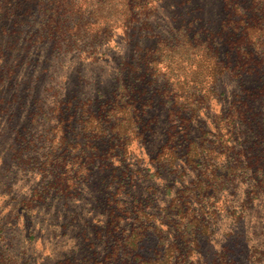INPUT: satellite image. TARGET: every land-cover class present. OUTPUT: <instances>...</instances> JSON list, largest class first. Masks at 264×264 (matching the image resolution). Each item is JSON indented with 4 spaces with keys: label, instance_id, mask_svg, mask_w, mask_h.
Wrapping results in <instances>:
<instances>
[{
    "label": "rangeland",
    "instance_id": "rangeland-1",
    "mask_svg": "<svg viewBox=\"0 0 264 264\" xmlns=\"http://www.w3.org/2000/svg\"><path fill=\"white\" fill-rule=\"evenodd\" d=\"M39 1L0 0V264H105L130 235L158 263L264 264V65H236L251 36L264 40V0H153L105 40L61 48ZM194 33L212 37L215 58L208 48L204 58L215 72L197 60L159 63L161 41ZM184 66L197 100L182 95ZM121 79L145 111L124 161L115 123L96 118L125 104ZM194 140L198 167L184 155ZM214 172L222 178L202 192Z\"/></svg>",
    "mask_w": 264,
    "mask_h": 264
},
{
    "label": "trees",
    "instance_id": "trees-1",
    "mask_svg": "<svg viewBox=\"0 0 264 264\" xmlns=\"http://www.w3.org/2000/svg\"><path fill=\"white\" fill-rule=\"evenodd\" d=\"M152 1L153 0H40L39 7L40 10H45L44 12H47V14H51V19L48 25L50 27L57 28L55 33L56 35H58V46L61 48L62 46L70 47L71 39L76 41L77 39L87 37L89 41L93 39L95 41L105 40L108 37V33L110 31L109 28L121 25L119 23L121 22L119 19L122 18L124 20L123 22H121L122 24L126 22H135V20H138L135 10H141L142 6L145 7L147 6V4L153 3ZM118 7L122 10L125 8V11L124 13H120L118 17L115 18L113 15V10H116ZM146 10H150V8H147ZM66 13H69L71 17L73 15H75L76 17L75 23L72 27L67 25L60 26L58 24L60 20L56 18L54 19L56 15H65ZM50 32L52 33V28L50 29ZM198 35L200 34L194 33L192 37L186 35L187 42H179L170 47L165 43V40L161 41V45L165 46V50H160V55L162 52V56L167 57L162 59L159 63H162L163 60L166 62L165 59L170 60L171 57H176L178 59V63L180 64L181 62V65L185 61L190 62V60H197L198 62H203V68L213 69V72H215V69L219 68V66H216L215 61L214 64H210L209 61L204 58V48H208V54L209 56H212L211 48L213 46V39L211 41L212 37L210 36L197 37ZM249 43L254 44V48H252L251 51H246L245 55H239L236 65L238 66V69L245 68L249 72L253 71L258 73L259 66L264 65V40L260 42L259 35H253L251 36ZM197 46L201 47L197 49ZM206 61H208V63ZM163 67H168V64L165 63ZM183 72H185L183 73V76H181L182 74L178 75V77H180L179 79L183 80L186 84V90L184 89L182 91V95H184L186 91H189L192 100H197V96L201 94L202 88L198 84L193 85V82H190L192 77L187 78L188 71L185 66L183 67ZM121 80L123 82V84H121L122 89L119 87L121 91L117 94V97H119L120 100L125 104L115 105V109L107 112L108 114H97L96 118L101 117L102 122L107 123L108 121H113L115 123L114 126L117 129L118 136L117 143H115L113 151H118L120 154L122 153L124 157L122 160L124 161L134 151L132 145L135 142L136 138H143V135H141L142 133L138 132V129H132V126L133 124L138 123L141 113H145V111L144 109L140 110L138 106L135 105V102H131L133 100V91L135 88L134 86L136 85H132V83L129 81L125 82L123 79ZM103 118L108 119V121H103ZM123 118H128V120L130 121V124L127 128L122 125L124 123ZM202 148L203 145L202 143L198 142V140L189 142L187 145V149L185 150L184 155L187 158L189 164H191L193 167H198L201 165L200 161L202 159ZM162 149H164V146L161 147V149L155 156L154 160L157 161V164L162 163L166 160V158H162L164 157V151H162ZM213 174L215 176V179L213 177H210L211 182L209 184L204 185V183H202V192H205V190L210 191L209 187H213L215 184H217L215 183V181L222 178L218 177L217 172H214ZM132 179L133 178H130V181H132ZM260 184L264 186V176L262 177ZM125 186L126 185L122 187L124 188ZM118 195H120V193ZM173 202L175 203L171 205V210L174 209L177 205L176 199L173 200ZM191 218L194 219L193 223H191L192 228L194 222H199L200 218L195 213H193ZM188 225L190 224L187 223V226ZM129 238H131L132 240H130ZM138 242L139 240L135 239L133 235L123 238L120 242L121 246H119L117 251L114 250L110 253V257L107 261L108 263L105 264H120L116 263V256L118 255L120 256L117 257V260H119V262L121 261L122 264H129L132 262H135V264H187L185 258L188 255L183 259H179V261L176 258L175 262L168 261L158 263V260H154V258L152 257L146 258L138 251ZM174 252L175 249L174 247H172L171 257L173 256L172 254ZM123 254H125L126 257Z\"/></svg>",
    "mask_w": 264,
    "mask_h": 264
}]
</instances>
